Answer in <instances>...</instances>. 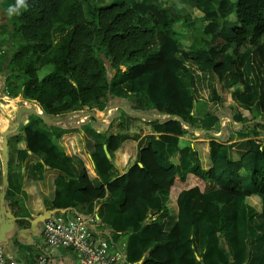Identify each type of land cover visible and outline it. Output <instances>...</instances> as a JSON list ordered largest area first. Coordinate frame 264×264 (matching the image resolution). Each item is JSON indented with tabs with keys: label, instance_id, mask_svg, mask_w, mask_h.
I'll use <instances>...</instances> for the list:
<instances>
[{
	"label": "trees",
	"instance_id": "obj_1",
	"mask_svg": "<svg viewBox=\"0 0 264 264\" xmlns=\"http://www.w3.org/2000/svg\"><path fill=\"white\" fill-rule=\"evenodd\" d=\"M84 2L26 0L27 7L2 24L20 41L10 63L14 73L24 80V98L55 121L68 112L89 111L92 104L109 98L114 89L131 83L132 93L141 94L157 112L167 113L163 121L167 134L160 140L176 144L177 136L185 131L184 120L169 116L178 115L175 108L192 111L196 101L178 77L180 72L190 73L177 58L181 42L175 25L183 14L178 10L171 14L159 11L148 4L151 0H144L148 5L115 0L109 6H94L92 18L88 20ZM211 2L192 0L195 6ZM11 3L14 5L15 0ZM228 4H233L237 21L231 28L221 23L226 16L224 6ZM204 20L210 21L204 28L209 40L193 38L183 57L202 70H210L223 83L229 68L242 58V49L258 48L264 37V0H220L219 13L208 12ZM10 80L6 77L5 82ZM89 120L96 124L93 117ZM1 126L3 134L6 128ZM74 131L83 132L86 152L106 185V188H94L85 174L86 188L80 193L87 201L104 198L107 191H121L125 197L121 211L142 220V213L161 209L156 196L159 190L170 193L167 208L174 210L175 227L168 236L161 233L157 224L150 227L157 244L168 243L163 251L166 256L159 257L160 264H195L188 234L206 205L216 230L224 235L225 207L238 195L237 178H252L254 189L262 196L264 222V143L249 141L239 145L237 161H231L228 155L212 156L207 143H197L199 165L185 181L179 178L175 167L163 169L158 153L149 145L140 151L134 166L113 181L109 176L112 164L103 147L107 143L108 149L115 152L122 139L117 135L106 138L88 124L65 130L66 133ZM25 132L27 146L34 154L45 156L50 168L72 176L70 168L62 163V155L52 143L50 133ZM77 150L78 155H83ZM122 152L123 149L116 154L117 159ZM208 180L219 186L211 197L205 194Z\"/></svg>",
	"mask_w": 264,
	"mask_h": 264
},
{
	"label": "crops",
	"instance_id": "obj_2",
	"mask_svg": "<svg viewBox=\"0 0 264 264\" xmlns=\"http://www.w3.org/2000/svg\"><path fill=\"white\" fill-rule=\"evenodd\" d=\"M205 4L209 6V3ZM207 12H213V9H207ZM204 28L199 36H205ZM181 47L177 58L190 73L180 72L178 77L196 101L192 111L175 108L178 115L169 116L173 120H184L185 131L177 136L176 144L160 140L167 134L163 122L168 117L167 113L157 112L141 94L132 93L131 83L114 89L109 98L92 104L89 111L66 113L72 121L63 123L62 117L54 121L39 109L34 114L22 115L8 138L6 166L0 151V229L5 228L0 233V244L8 247L13 258L24 255L33 262L43 253L38 241L43 221L52 214L70 211L98 217L101 225L96 232L100 234L104 229L111 232L107 238L118 252L126 255L127 264H160L159 257L166 256L163 251L168 243L157 244L150 227L157 224L166 236L175 227L174 210L167 208L170 193L159 190L156 196L161 209L142 213V220L121 211L125 200L121 191H107L104 198L87 201L80 193L86 188L85 174L94 188H106V185L97 175L92 158L86 152L83 132L66 133L67 128H81L88 124L106 138L117 135L122 139L115 152L108 149L107 143L104 145L108 151V156L105 152L106 157L112 164L109 176L113 181L123 177L138 161L140 151L149 145L158 153L161 167L165 170L175 167L179 178L185 181L199 165L195 150L197 143H207L212 156L228 155L231 161L238 160L236 149L239 145L249 141L264 143V102L255 109L256 105L249 106L250 102L243 99L248 103H244L246 107H233L237 86L234 84L236 77L231 76L238 70H246L247 74L256 76L254 86L240 84L239 90L244 98L252 97L255 92L259 97L260 92L264 94V37L258 48L242 49V58L229 68L223 83L217 81L210 70H202L184 58L183 53L189 51V46ZM223 84L225 91L222 90ZM233 113L235 117H232ZM90 117L96 120V124L91 123ZM228 123L232 131L226 132ZM26 130L50 133L52 143L62 155V163L70 168L72 176L50 168L45 156L34 154L27 146ZM78 148L83 155L77 154ZM122 149L117 159L116 154ZM235 181L239 184L238 195L225 207L224 235L216 230L208 205L190 228L188 241L192 243L195 264H264L262 196L254 189L252 178L240 177ZM218 188L216 182L208 180L205 194L211 197ZM49 255L50 264H79L76 253L71 250L52 251Z\"/></svg>",
	"mask_w": 264,
	"mask_h": 264
},
{
	"label": "rangeland",
	"instance_id": "obj_3",
	"mask_svg": "<svg viewBox=\"0 0 264 264\" xmlns=\"http://www.w3.org/2000/svg\"><path fill=\"white\" fill-rule=\"evenodd\" d=\"M115 0H85L84 5L87 7V18L91 20V12L93 11L94 6L105 7L111 5ZM129 2L136 1L139 3H143L145 5L151 4L157 10L166 12L167 14H171V11L178 10L183 14L182 20L175 25V30L177 31V38L181 42V49L187 48L192 44L193 38H204L202 36L203 28L208 24V20H204V17L207 15V9H213V11H217L219 13V2L220 0H213L206 6V4L201 5H193L192 0H151L148 4L144 2V0H127ZM212 8H209L212 6ZM12 5L11 0H0V124L1 128H6L5 131H11L16 128L13 124L16 123V117L18 111H24V114H27L28 110L36 111L38 108L28 102L23 95V83L24 80L18 77L14 73L13 64L10 63L13 53L17 51L20 45V41L17 36H12L6 29L2 27V24L5 20L11 19L13 16H9L7 14V8ZM230 8L228 9V7ZM226 13V16L223 18L221 23H224L225 26L231 28L235 25L236 18L233 4H228L224 6L223 9ZM216 23H220V21L213 20ZM209 40V36L205 37ZM249 57V54H247ZM250 68V67H249ZM241 75V76H240ZM236 77L234 81H236L237 93L234 98L233 107L241 108V105L245 107L248 104L244 102L243 99H246L250 102L249 106L256 105L255 109L259 108V105H262L264 102V94L260 92L261 96L259 97L256 92L252 94L250 98H244L240 93V84L250 83L249 86H254V78L256 76L252 74H247L246 70L241 72L238 70L234 75ZM243 76V77H242ZM6 77H10L11 80L9 82H5ZM242 82V83H241ZM222 90H224V84L222 86ZM229 93V92H227ZM258 96V97H257ZM16 102V108L12 105ZM245 103V104H244ZM231 105L229 107H232ZM40 110V109H39ZM264 110V109H263ZM235 111V110H234ZM41 113H44L41 111ZM235 113H233L232 117ZM44 115V114H43ZM223 116V115H222ZM235 117V116H234ZM62 122L65 123L67 121H72L69 115L63 114ZM239 121V120H237ZM190 123H193L190 120ZM241 123V122H239ZM5 125V127H4ZM226 132L232 131V126L228 123L225 127ZM0 133V138H2ZM2 146H0L1 151Z\"/></svg>",
	"mask_w": 264,
	"mask_h": 264
},
{
	"label": "built area",
	"instance_id": "obj_4",
	"mask_svg": "<svg viewBox=\"0 0 264 264\" xmlns=\"http://www.w3.org/2000/svg\"><path fill=\"white\" fill-rule=\"evenodd\" d=\"M153 218V217H152ZM101 225L98 217L84 216L73 211L52 214L43 221L38 241L43 253L33 262L19 255L13 258L8 247L0 244V264H50L52 251L71 250L76 253L79 264H127L125 254L118 252L107 238L111 232L107 229L96 232Z\"/></svg>",
	"mask_w": 264,
	"mask_h": 264
},
{
	"label": "water",
	"instance_id": "obj_5",
	"mask_svg": "<svg viewBox=\"0 0 264 264\" xmlns=\"http://www.w3.org/2000/svg\"><path fill=\"white\" fill-rule=\"evenodd\" d=\"M24 113V111H18L17 113V117H16V123H14L13 125L17 127L18 123L20 122L21 118H22V114ZM27 113H31V114H34V111H31V110H28ZM13 132V130L11 131H4L3 132V135H2V148H1V153H2V156L5 158V166L7 164V157H8V136ZM104 150L108 156V151H107V148L104 147ZM141 166V165H140ZM5 173L7 175V168H5ZM5 230V228L1 227L0 229V233L3 232ZM2 239V238H0Z\"/></svg>",
	"mask_w": 264,
	"mask_h": 264
},
{
	"label": "clouds",
	"instance_id": "obj_6",
	"mask_svg": "<svg viewBox=\"0 0 264 264\" xmlns=\"http://www.w3.org/2000/svg\"><path fill=\"white\" fill-rule=\"evenodd\" d=\"M27 7L26 0H15L14 5H10L7 8V14L9 16L19 15L21 10ZM199 259V257H197Z\"/></svg>",
	"mask_w": 264,
	"mask_h": 264
},
{
	"label": "bare ground",
	"instance_id": "obj_7",
	"mask_svg": "<svg viewBox=\"0 0 264 264\" xmlns=\"http://www.w3.org/2000/svg\"><path fill=\"white\" fill-rule=\"evenodd\" d=\"M13 106L15 107V106H16V103H14ZM15 108H16V107H15Z\"/></svg>",
	"mask_w": 264,
	"mask_h": 264
}]
</instances>
